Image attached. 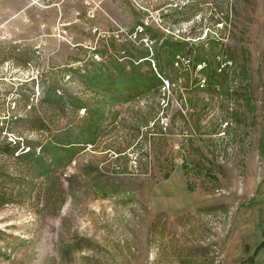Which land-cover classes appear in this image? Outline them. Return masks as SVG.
<instances>
[{"label":"rangeland","instance_id":"rangeland-1","mask_svg":"<svg viewBox=\"0 0 264 264\" xmlns=\"http://www.w3.org/2000/svg\"><path fill=\"white\" fill-rule=\"evenodd\" d=\"M9 60L0 264H264V0H0Z\"/></svg>","mask_w":264,"mask_h":264},{"label":"trees","instance_id":"trees-1","mask_svg":"<svg viewBox=\"0 0 264 264\" xmlns=\"http://www.w3.org/2000/svg\"><path fill=\"white\" fill-rule=\"evenodd\" d=\"M143 26V25H142ZM212 66V62L210 63ZM211 69H214L213 67ZM212 72V75L215 74V70H210ZM1 131V129H0ZM1 142L0 146V153L7 154L9 157L21 160V159H26L32 156H35V148L33 145L27 144L28 149L21 152L24 148L21 149V151H18L19 143L18 141L14 140V144L10 143L7 141V139H3ZM41 146V145H39ZM42 148V146H41ZM33 149V150H32ZM41 159V157H38ZM45 175H47L50 171L45 170L44 171ZM29 173H32L31 171ZM25 177L24 173L19 172V176L12 180V182H6V181H0V208L4 206L10 199L9 197L11 196L9 191L12 189L14 191L20 192L21 190L24 189L25 187V180L26 178L30 177V174ZM9 184V185H7ZM13 194V192H12Z\"/></svg>","mask_w":264,"mask_h":264},{"label":"built area","instance_id":"built-area-1","mask_svg":"<svg viewBox=\"0 0 264 264\" xmlns=\"http://www.w3.org/2000/svg\"><path fill=\"white\" fill-rule=\"evenodd\" d=\"M35 48H39V46L35 47ZM14 68V64L12 61H0V71L1 70H7V69H11Z\"/></svg>","mask_w":264,"mask_h":264}]
</instances>
